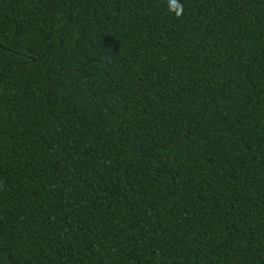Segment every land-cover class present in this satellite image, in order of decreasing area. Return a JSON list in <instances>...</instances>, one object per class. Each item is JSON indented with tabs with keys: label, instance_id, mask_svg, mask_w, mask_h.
Returning a JSON list of instances; mask_svg holds the SVG:
<instances>
[{
	"label": "trees",
	"instance_id": "16d2710c",
	"mask_svg": "<svg viewBox=\"0 0 264 264\" xmlns=\"http://www.w3.org/2000/svg\"><path fill=\"white\" fill-rule=\"evenodd\" d=\"M0 0V264H264V0Z\"/></svg>",
	"mask_w": 264,
	"mask_h": 264
},
{
	"label": "clouds",
	"instance_id": "9594fccd",
	"mask_svg": "<svg viewBox=\"0 0 264 264\" xmlns=\"http://www.w3.org/2000/svg\"><path fill=\"white\" fill-rule=\"evenodd\" d=\"M170 11L174 12L177 16H180L183 11V6L180 0H169Z\"/></svg>",
	"mask_w": 264,
	"mask_h": 264
}]
</instances>
